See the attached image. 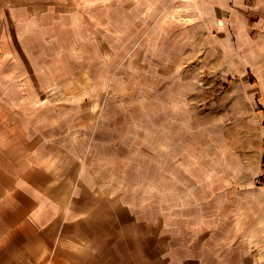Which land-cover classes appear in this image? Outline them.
Here are the masks:
<instances>
[{
    "label": "rangeland",
    "instance_id": "rangeland-1",
    "mask_svg": "<svg viewBox=\"0 0 264 264\" xmlns=\"http://www.w3.org/2000/svg\"><path fill=\"white\" fill-rule=\"evenodd\" d=\"M82 1L18 29L7 130L29 145L38 137L61 175L75 174L69 156L80 155L83 187L118 190L152 216L151 231H139L152 245H165L166 205L244 213L251 235L218 231L217 241L249 244L264 264V27L243 45V66L239 38L205 17L171 22L153 0ZM125 232L118 242L130 245Z\"/></svg>",
    "mask_w": 264,
    "mask_h": 264
},
{
    "label": "crops",
    "instance_id": "crops-1",
    "mask_svg": "<svg viewBox=\"0 0 264 264\" xmlns=\"http://www.w3.org/2000/svg\"><path fill=\"white\" fill-rule=\"evenodd\" d=\"M153 1L171 22L205 17L210 27L222 26L229 38H239L243 66V45L256 43L264 27V0ZM71 6L72 0H0V264H257L249 244L217 241L218 231L251 235L253 225L244 222L250 219L244 213L230 208L191 216L183 204L173 212L166 205L157 230L165 245H152L150 236L139 232L151 231L152 216L129 206L118 190L83 187L80 155L69 156L77 174L61 175L51 171L54 155L41 150L38 137L29 145L25 133L7 130L8 60L15 58L18 29L37 27L40 17L50 13L54 19ZM198 202L190 196L191 208ZM125 231L130 245L118 242ZM183 231H204L210 238L194 243Z\"/></svg>",
    "mask_w": 264,
    "mask_h": 264
}]
</instances>
